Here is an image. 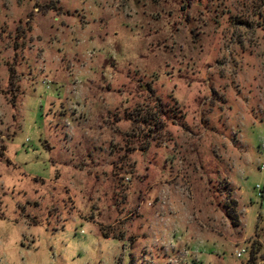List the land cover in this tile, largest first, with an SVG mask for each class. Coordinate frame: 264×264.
Here are the masks:
<instances>
[{
    "label": "rangeland",
    "instance_id": "374dc122",
    "mask_svg": "<svg viewBox=\"0 0 264 264\" xmlns=\"http://www.w3.org/2000/svg\"><path fill=\"white\" fill-rule=\"evenodd\" d=\"M250 259L264 0H0V264Z\"/></svg>",
    "mask_w": 264,
    "mask_h": 264
},
{
    "label": "built area",
    "instance_id": "2783aa9c",
    "mask_svg": "<svg viewBox=\"0 0 264 264\" xmlns=\"http://www.w3.org/2000/svg\"><path fill=\"white\" fill-rule=\"evenodd\" d=\"M245 253H246V249L243 247H239V248L235 249L234 256L236 258H241Z\"/></svg>",
    "mask_w": 264,
    "mask_h": 264
},
{
    "label": "trees",
    "instance_id": "16d2710c",
    "mask_svg": "<svg viewBox=\"0 0 264 264\" xmlns=\"http://www.w3.org/2000/svg\"><path fill=\"white\" fill-rule=\"evenodd\" d=\"M247 264H252V261H251V259L247 261Z\"/></svg>",
    "mask_w": 264,
    "mask_h": 264
}]
</instances>
